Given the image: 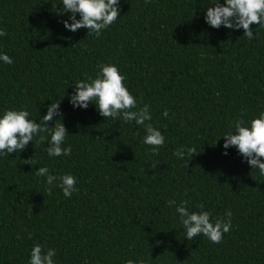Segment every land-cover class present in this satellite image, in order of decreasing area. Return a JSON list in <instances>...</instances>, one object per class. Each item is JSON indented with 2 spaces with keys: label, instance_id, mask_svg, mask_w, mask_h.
I'll list each match as a JSON object with an SVG mask.
<instances>
[{
  "label": "trees",
  "instance_id": "1",
  "mask_svg": "<svg viewBox=\"0 0 264 264\" xmlns=\"http://www.w3.org/2000/svg\"><path fill=\"white\" fill-rule=\"evenodd\" d=\"M215 2L120 0V17L96 37L64 27L62 0H0V54L13 60L0 61V117L26 109L40 123L60 100L49 126L60 119L72 148L49 156L43 133L44 143L0 154V264H29L36 244L55 250V264H264V176L235 146L223 148L237 119L250 125L264 112V27L250 25L252 40L242 28L211 27ZM100 64L117 66L138 107L149 105L146 123L165 137L158 155L144 126L105 119L95 100L87 109L69 102ZM192 146L190 160L173 155ZM39 167L73 175L78 192L67 198L52 186L49 195ZM169 200H187L190 212L203 204L212 222L231 211L232 227L219 244L190 241Z\"/></svg>",
  "mask_w": 264,
  "mask_h": 264
},
{
  "label": "clouds",
  "instance_id": "2",
  "mask_svg": "<svg viewBox=\"0 0 264 264\" xmlns=\"http://www.w3.org/2000/svg\"><path fill=\"white\" fill-rule=\"evenodd\" d=\"M150 3L151 0H145ZM63 13H70L69 19L64 20V27L72 32L81 28H86L88 34L96 37L101 35L102 30L112 25L119 17L120 0H62ZM79 14L80 19H77ZM205 21L211 27L219 29L222 25L228 29H243L244 37L249 40L256 39L250 25L256 24L264 27V0H220L207 8ZM6 30L0 29V36H6ZM258 35V34H257ZM0 61L12 64L13 60L7 54H0ZM99 71L95 78L88 77L86 80H78L74 83L75 91L70 94L69 102L73 107L87 109L93 100L99 114L106 118H122L124 122L135 121L136 125L144 126L145 137L143 143L151 146L154 155L159 154V149L165 143V137L161 131L153 127L151 123H146L152 119L149 112V105L138 107L136 98L129 92L124 84L126 79L118 67L112 64L98 65ZM136 109V110H133ZM30 112L26 109L6 110L0 117V154H12L23 151L29 142H33L34 137H38L37 143H44L48 136L51 137L50 146L47 148L49 156H68L72 152L71 145L63 147L65 138L68 135L67 129L60 119L55 120L54 126L50 127L54 117H61L60 100L52 102L47 106V114L40 119V123L29 119ZM163 115L168 117L169 112L164 111ZM232 131L226 133L223 148L235 146L240 155L249 166L255 170L259 169L261 176H264V112L250 121L246 125L243 119H237ZM139 134L138 132L136 133ZM194 154H199L195 146L177 148L173 155L179 159L185 156L192 158ZM227 155V151L223 153ZM23 163L32 165L33 158L24 160ZM153 167H156L154 164ZM38 177L46 178L47 192L52 194V186L59 187L63 195L71 198L74 192H78L75 187L76 178L71 174L61 176L52 175L47 167H39L35 172ZM188 201L183 200L177 204L176 200H169V206H175L179 214L180 222L186 230V239L193 240L196 236L203 234L210 242L219 244L222 242L224 234L228 233L232 227V212L225 213V217H218L214 222L211 220V213L203 210V204L197 205L200 211L190 212ZM56 255L54 249L46 252L42 245L36 244L31 250L29 264H55L53 257ZM126 264H145L144 260L138 262L131 259Z\"/></svg>",
  "mask_w": 264,
  "mask_h": 264
}]
</instances>
